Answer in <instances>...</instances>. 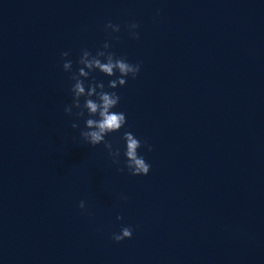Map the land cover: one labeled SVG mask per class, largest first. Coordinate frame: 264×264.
I'll use <instances>...</instances> for the list:
<instances>
[{
    "label": "water",
    "instance_id": "95a60500",
    "mask_svg": "<svg viewBox=\"0 0 264 264\" xmlns=\"http://www.w3.org/2000/svg\"><path fill=\"white\" fill-rule=\"evenodd\" d=\"M106 41L141 64L119 165L64 112L60 54ZM124 131L147 176L117 171ZM0 264H264V0H0Z\"/></svg>",
    "mask_w": 264,
    "mask_h": 264
},
{
    "label": "clouds",
    "instance_id": "9594fccd",
    "mask_svg": "<svg viewBox=\"0 0 264 264\" xmlns=\"http://www.w3.org/2000/svg\"><path fill=\"white\" fill-rule=\"evenodd\" d=\"M131 39L139 40L140 35L137 31L140 25L136 22L125 25ZM105 32L119 33L121 27L118 24L108 22L104 26ZM119 39V37H116ZM70 53L62 52L60 58L63 71L70 73L69 80L72 81L70 92L72 93V103L64 108L66 115H73V109L76 110V120H84V128L80 129V139L92 147L103 144L107 150L108 156L113 164L121 163L120 148L113 147V144L106 140L110 134L120 132L127 124L126 114L124 112L114 111L119 106L121 97L116 91L118 87H124L129 78L135 80L141 71L140 63H131L126 57L117 56L111 50V44L105 42L102 48L95 54L87 49L81 51L77 61L79 65L76 71H73V62L68 59ZM99 72L109 78L107 89L103 81H97L92 75ZM117 73L119 75H117ZM115 77V79H112ZM85 81H90L85 83ZM83 100V103L81 102ZM87 114V115H85ZM73 129H79V123H72ZM75 139V138H74ZM122 140L125 144L124 166L117 169L123 173L125 169L128 174L134 177L147 176L150 173L151 165L140 155L139 150L145 147L151 152L152 146L147 141L137 138L132 132L124 131ZM127 200V197H122ZM81 211L86 209L85 202L79 203ZM118 221L123 220L122 216H117ZM133 228L131 226H122L119 233H113L111 239L116 243L132 238Z\"/></svg>",
    "mask_w": 264,
    "mask_h": 264
}]
</instances>
